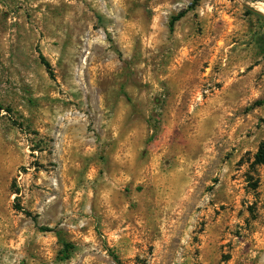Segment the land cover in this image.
Here are the masks:
<instances>
[{
  "label": "rangeland",
  "instance_id": "1",
  "mask_svg": "<svg viewBox=\"0 0 264 264\" xmlns=\"http://www.w3.org/2000/svg\"><path fill=\"white\" fill-rule=\"evenodd\" d=\"M261 10L0 0V264H264Z\"/></svg>",
  "mask_w": 264,
  "mask_h": 264
},
{
  "label": "trees",
  "instance_id": "2",
  "mask_svg": "<svg viewBox=\"0 0 264 264\" xmlns=\"http://www.w3.org/2000/svg\"><path fill=\"white\" fill-rule=\"evenodd\" d=\"M183 15V13L178 14L175 18H173L170 22V26L173 24L174 21L178 20L179 18H181ZM256 15L258 17H264L263 14L256 12ZM40 62L41 64L48 70L49 69V65L44 61L43 57L40 55L39 56ZM4 110V108L0 105V115L2 113V111ZM1 117V116H0ZM255 163L256 164H263L264 163V142L260 145L257 153L255 154ZM26 215H28L26 213ZM41 231L44 232H51L52 230L50 228H40ZM61 245L63 247V251L64 253H66L67 251L71 250V246L70 244L61 241Z\"/></svg>",
  "mask_w": 264,
  "mask_h": 264
},
{
  "label": "bare ground",
  "instance_id": "3",
  "mask_svg": "<svg viewBox=\"0 0 264 264\" xmlns=\"http://www.w3.org/2000/svg\"><path fill=\"white\" fill-rule=\"evenodd\" d=\"M261 12L264 14V10H261Z\"/></svg>",
  "mask_w": 264,
  "mask_h": 264
}]
</instances>
